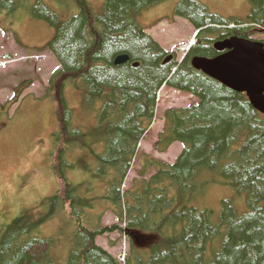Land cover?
<instances>
[{
	"label": "trees",
	"instance_id": "trees-1",
	"mask_svg": "<svg viewBox=\"0 0 264 264\" xmlns=\"http://www.w3.org/2000/svg\"><path fill=\"white\" fill-rule=\"evenodd\" d=\"M70 1L77 13L66 21L41 0L34 10L56 29L44 47L63 67L52 76L46 93L55 100L59 126L53 153H58L54 169L61 191L47 198L46 210L37 217L21 213L0 226V264H264V115L245 93L192 65L194 56L217 54V39L251 38L257 26L264 30V0H250L247 19L225 18L198 0H181L174 14L200 29L199 42L182 61L174 56L166 63V51L138 21L143 11L165 0H104L99 9L88 0ZM121 54L130 60L116 64ZM165 83L198 98L197 104L165 112V128L156 144L163 152L180 141L184 149L174 163L141 153V178L124 190ZM67 88L81 94L83 112L94 115V122L73 125L75 110L65 95ZM69 151L80 152L77 164L70 161ZM90 155L98 168L88 164ZM77 166L100 178L102 191L93 192L88 178L70 182L66 171ZM222 180L244 197V212L229 199L222 201L218 213L188 204ZM100 203L103 210L97 213ZM111 209L126 226L101 224L103 213ZM65 211L71 244L67 260L61 262L54 252L55 238L37 232ZM114 231L131 241L124 263L96 243L99 235ZM138 235L147 239L143 249Z\"/></svg>",
	"mask_w": 264,
	"mask_h": 264
},
{
	"label": "rangeland",
	"instance_id": "rangeland-1",
	"mask_svg": "<svg viewBox=\"0 0 264 264\" xmlns=\"http://www.w3.org/2000/svg\"><path fill=\"white\" fill-rule=\"evenodd\" d=\"M41 1L56 11L63 21L77 13V8L70 0ZM88 1L97 9L104 3V0ZM198 1L211 12L225 18L247 19L251 12L250 0ZM36 2L0 1V226L21 213L37 217L46 210L47 198L61 191V182L54 169V165L58 169L55 161L58 153H53L57 147L53 134L59 126L53 112L55 100L46 97V93L52 76L63 67L56 55L44 47L54 37L56 29L34 12ZM180 2L165 0L138 16L144 30L166 51L165 55H174L176 61L183 59L187 46L195 39L197 32L189 20L174 14ZM37 11L43 13L44 10L39 6ZM256 28L257 33L253 36L263 37L264 30L259 26ZM65 95L75 110L73 125L85 126L95 121L94 115L88 116L83 112L80 93L67 88ZM197 103L198 98L194 94L162 85L157 95L153 122L139 142V153L133 160L132 169L123 185L124 190L132 188L136 180L141 178V153L169 163L177 160L184 149L182 142H174L163 152L156 147L164 129V114L170 108H185ZM79 153L69 151L70 161L77 164ZM88 164L97 167L94 156L88 157ZM150 176L145 178L149 179ZM66 177L70 182L78 183L87 178L92 180L93 192L102 191L104 187L103 181L94 177L91 170L79 166L67 170ZM225 199L233 200L239 213L247 209L244 197L238 195L224 180L213 183L205 192L193 196L188 204L198 208L210 207L218 213ZM101 206L100 203L97 213H102ZM67 216V211L55 215L37 232L42 237L55 238L54 252L61 262L67 260L71 244V227L65 224ZM100 220L103 226L121 224L112 209L105 211ZM138 242L140 249L148 244H145L147 239L144 237H138ZM96 243L117 258L121 252H126V257L131 252L129 237L118 231L99 235Z\"/></svg>",
	"mask_w": 264,
	"mask_h": 264
},
{
	"label": "water",
	"instance_id": "water-1",
	"mask_svg": "<svg viewBox=\"0 0 264 264\" xmlns=\"http://www.w3.org/2000/svg\"><path fill=\"white\" fill-rule=\"evenodd\" d=\"M214 47L223 53L214 57L194 56V68L234 91L246 93L251 104L264 113V42L231 36L215 41ZM172 57L169 55L165 62ZM129 60L128 54H121L115 58V63L124 64ZM133 65L138 66L139 62Z\"/></svg>",
	"mask_w": 264,
	"mask_h": 264
},
{
	"label": "flooded vegetation",
	"instance_id": "flooded-vegetation-1",
	"mask_svg": "<svg viewBox=\"0 0 264 264\" xmlns=\"http://www.w3.org/2000/svg\"><path fill=\"white\" fill-rule=\"evenodd\" d=\"M215 50H216V49H215ZM221 53H223V52H219V51H217V54H216V55H219V54H221ZM216 55H214V56H216ZM214 56H213V57H214Z\"/></svg>",
	"mask_w": 264,
	"mask_h": 264
}]
</instances>
